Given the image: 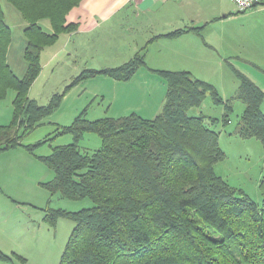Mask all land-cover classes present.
Masks as SVG:
<instances>
[{
  "label": "trees",
  "instance_id": "obj_1",
  "mask_svg": "<svg viewBox=\"0 0 264 264\" xmlns=\"http://www.w3.org/2000/svg\"><path fill=\"white\" fill-rule=\"evenodd\" d=\"M6 1L26 23V69L18 77L7 63L12 30L0 0V99L9 89L14 91L11 119L0 126V150L20 145L32 153L49 138L32 144L22 138L58 107L69 87L97 75L130 79L145 65L144 47L118 66L82 70L43 105L28 95L41 71V52L61 33L78 28L67 21V14L81 0ZM43 19L49 21L50 31L40 24ZM231 70L238 88L229 99L188 70H157L166 92L155 117L132 112L88 120L81 112L68 125L56 127L57 135L68 133L72 142L37 156L54 172L44 186L64 198L88 197L94 203L77 211L44 210L51 225L61 217L74 222L58 264H264V179L259 206L214 171L225 158L215 125L230 122L234 99L243 102L244 109L232 133L264 144V91L234 66ZM207 95L224 106L222 116L189 115ZM85 133L97 134L100 146L82 148L79 141ZM0 259L11 257L0 250Z\"/></svg>",
  "mask_w": 264,
  "mask_h": 264
},
{
  "label": "rangeland",
  "instance_id": "obj_2",
  "mask_svg": "<svg viewBox=\"0 0 264 264\" xmlns=\"http://www.w3.org/2000/svg\"><path fill=\"white\" fill-rule=\"evenodd\" d=\"M1 5L5 20L12 30V46L19 53L17 65L12 63L11 56L9 61L14 72L21 76L23 72L20 64L23 68L25 65L21 56L25 42L22 32L25 21L6 0H1ZM246 11L239 13L242 15L239 21L242 29L240 30L241 52L238 55L220 59L211 51L204 53L191 51L178 56L179 62L185 61L193 76L213 84L223 99L234 97L238 88V81L231 66L241 72H243L241 69L245 68L264 79V15H251ZM40 24L45 30L50 31L48 20L43 19ZM111 33L104 36L94 33L87 38H80L78 52H75L73 46L74 37L70 38L61 33L53 44L42 50L41 71L29 89V97L45 105L54 93L63 91L71 84L82 70L115 67L124 63L132 55L131 51L134 47L131 46L132 43L136 41L139 43L144 39L139 32ZM150 41L151 37L143 43V50L142 47L139 48V51L142 50L144 53L145 65L138 69L137 74L124 81L106 75H97L77 82L67 89L58 107L49 116L43 118L38 126L24 135L22 142L26 144L36 143L45 137L49 139L37 145L30 155L32 161L27 168L25 187L19 189L20 196L14 201L15 212L12 222L14 241L5 252L11 260L0 259V264H58L74 222L61 217L51 225L44 219V210L50 207L77 211L94 205L88 197L78 200L67 199L62 197L60 192H50L44 186V183L53 178L54 172L37 156L49 154L52 146L72 142V136L68 133L57 135L56 127L68 125L81 112H84L88 120H94L102 117L125 116L132 112L144 118H153L161 111L156 112L153 106H158L162 102L166 83L157 70L178 69H173L174 66L170 64L168 56L172 54L169 48L158 50L156 46L146 47ZM146 55L149 56L148 59ZM149 62L156 67H149ZM174 63L179 67L182 66L177 62ZM260 85H264V81ZM13 97L14 91L9 89L5 97L0 99V112H12ZM232 107L230 122L225 125L221 123L215 125V129L220 131L219 146L224 151L225 158L215 164L214 171L230 185L242 189L261 206L263 200L259 184L264 179V144L255 137L242 138L232 133L244 109V103L234 99ZM261 107L264 109V100ZM223 113L224 106L215 104L209 95L200 106L188 110L189 115L203 114L216 118H220ZM100 144V137L95 133H85L79 141V145L89 151L96 149Z\"/></svg>",
  "mask_w": 264,
  "mask_h": 264
},
{
  "label": "crops",
  "instance_id": "obj_3",
  "mask_svg": "<svg viewBox=\"0 0 264 264\" xmlns=\"http://www.w3.org/2000/svg\"><path fill=\"white\" fill-rule=\"evenodd\" d=\"M246 12L251 15H264V4H257ZM239 13L242 12H238L230 0H81L80 4L67 14V21L77 23L78 28L62 34L70 38L74 37L73 46L75 52H78L79 39L87 38L94 33L104 36L110 32H139L144 39L139 43L137 41L132 43L131 46L134 47L131 54L134 55L150 37L178 29L183 30L173 37H159L151 40L146 47L156 46L158 50L168 47L172 54L168 56L170 64L174 66L172 68L191 72L185 61L179 62L180 54L191 51L201 53L211 51L223 59L232 58L241 52L240 30L242 28L239 21L242 15ZM25 25L26 23L23 26ZM12 40L11 38L6 57L9 67L14 72L9 57L11 56L12 63L17 65L19 53L13 48ZM25 44L26 40L21 49L23 60ZM128 48L132 47L128 46ZM146 56L148 59L149 56ZM174 62L182 66L179 67ZM148 64L151 68L156 67L151 62ZM20 68L24 74L26 63L24 68L20 64ZM241 70L264 91V85H260L264 81L262 76L245 68ZM150 74L154 75L152 72ZM15 75L18 76L16 73ZM163 102L164 98L158 106H153L156 112L161 110ZM261 109L264 112L263 107ZM11 114L12 112H0V126L10 121ZM30 155L31 153L20 145L0 150V250L4 253L14 241V225L12 224L15 212L14 201L20 196L19 189L25 187L27 168L32 161Z\"/></svg>",
  "mask_w": 264,
  "mask_h": 264
},
{
  "label": "built area",
  "instance_id": "obj_4",
  "mask_svg": "<svg viewBox=\"0 0 264 264\" xmlns=\"http://www.w3.org/2000/svg\"><path fill=\"white\" fill-rule=\"evenodd\" d=\"M238 12H243L257 4H264V0H230Z\"/></svg>",
  "mask_w": 264,
  "mask_h": 264
}]
</instances>
